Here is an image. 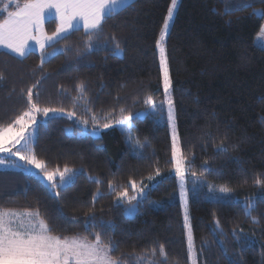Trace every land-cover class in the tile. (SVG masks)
Returning <instances> with one entry per match:
<instances>
[{
    "label": "trees",
    "instance_id": "1",
    "mask_svg": "<svg viewBox=\"0 0 264 264\" xmlns=\"http://www.w3.org/2000/svg\"><path fill=\"white\" fill-rule=\"evenodd\" d=\"M170 2L132 0L93 35V48L86 50L88 33L80 28L45 48L43 63L42 51L20 57L0 49V126L29 110L31 88L39 108L63 109L47 117L35 113L33 153L49 170H79L70 187L55 191L41 174L0 169V209L38 210L61 237L79 233L93 240L92 233L100 232L118 246L111 255L126 264H137L141 254L142 264H162L160 244L168 253L163 264H193L167 104L153 111L144 103L148 95L157 104L165 101L156 41ZM7 3L0 0V8ZM14 9L15 0L9 10ZM255 9H264V0H179L164 43L187 165L183 189L195 264H264V187L255 183L264 180V50L256 43L264 17ZM57 24L48 20L47 31L53 33ZM115 42L122 53L113 54ZM121 108L134 117L131 144L129 132L112 123ZM136 140L144 147L134 149ZM221 144L227 151H220ZM133 181L146 190L129 215L135 200L118 201L117 194L126 188L134 196ZM218 188L231 196L214 194ZM97 189L101 195L94 200ZM247 204L258 223L246 214Z\"/></svg>",
    "mask_w": 264,
    "mask_h": 264
},
{
    "label": "snow or ice",
    "instance_id": "2",
    "mask_svg": "<svg viewBox=\"0 0 264 264\" xmlns=\"http://www.w3.org/2000/svg\"><path fill=\"white\" fill-rule=\"evenodd\" d=\"M14 0H8L0 8V14L6 13V16L0 20V46L10 49L17 53L20 57H25L29 54L31 45L29 41H36L42 51L46 46H52L59 42L60 39L66 38L70 32L79 31L83 27L88 33V42L86 50L94 47L92 40L93 35H99L103 30V23L111 18L114 14H118L126 7L130 6L129 0H25L23 4L19 0H15V9L12 8ZM179 0H171L167 15L164 17L163 25L160 31L159 39L156 41V46L159 49V63L162 73L163 92L165 101L160 104L153 99L151 95L144 99L145 105L150 110L157 108L163 110L164 103L167 104L168 122L172 129V160L174 162L175 173L181 178V199L185 205L184 227L187 229V245L188 257L194 260V243L191 224L187 215V193L183 189L185 157L180 150L179 136L176 131V115L175 105L172 97V79L169 71V61L165 50V40L169 33L170 21L173 19L177 9ZM250 7L251 5H246ZM55 9L53 13L51 10ZM254 12L260 13L264 17V9H255ZM57 19L58 24L56 30L47 35L44 33V23L46 20ZM39 33L34 35L33 33ZM115 41V37L111 38ZM257 43L264 50V26L261 27ZM113 54L122 53V49L118 42L114 43L112 48ZM39 83V82H37ZM35 87V86H34ZM81 92L84 91L85 85L83 82L78 86ZM27 102L29 110L22 115L17 116L11 124L0 126V153H8L10 156L18 157L19 161L23 162L24 168L34 166L43 174V178L49 182L52 189L59 187H70L75 182V176L79 170L69 168L67 166L61 171L59 168L49 170L43 160H38L33 153L31 142L37 138V120L35 113L42 112L45 117L49 113L63 111V109L39 108L33 102V92L29 88L27 90ZM146 109V111L148 110ZM124 109L121 108V116L112 123L119 125L122 130L129 132V142L132 143L131 137V121L133 114H124ZM75 116V112L68 114ZM94 122H97V117H92ZM82 123L87 124L84 120ZM112 123H105L104 128H110ZM31 129V130H29ZM10 145V146H9ZM136 145L143 148L144 145L136 140L132 144L135 149ZM220 151H227V148L221 144L218 146ZM139 154V153H137ZM6 164L4 158H0V165ZM12 167H20L15 160L11 162ZM159 174V169H157ZM149 179H152L150 176ZM100 183L99 179L95 180ZM255 183L264 187V180L257 178ZM109 188L115 191L117 185L109 182ZM119 187H124L119 185ZM132 189L139 195H143L144 188L137 187L136 183L131 182ZM221 192H228V189H220ZM59 195V193H56ZM101 195L97 189L96 195ZM127 197L129 203L135 200L136 196H129L125 188L117 194V199L122 200ZM253 210L252 204H247L245 211L251 217ZM128 211H134L130 208ZM253 222L258 223L257 217H251ZM90 221L94 224V215L90 217ZM86 221V227H88ZM111 226V222H106ZM220 222L216 221V226L219 227ZM235 233V229H233ZM95 237L89 240L87 236L75 234L72 236L53 235L50 225L41 217L38 210L19 212L13 209H0V264H126L122 258H115L111 255L117 250V245L110 239L106 243L100 232H94ZM241 237H237L240 239ZM159 256L163 261H167L168 253L163 244L159 245ZM157 249L153 248L151 255L155 257ZM144 254L136 256L137 264H142ZM149 264H156L155 261H150ZM230 264H238L236 261H230Z\"/></svg>",
    "mask_w": 264,
    "mask_h": 264
},
{
    "label": "rangeland",
    "instance_id": "3",
    "mask_svg": "<svg viewBox=\"0 0 264 264\" xmlns=\"http://www.w3.org/2000/svg\"><path fill=\"white\" fill-rule=\"evenodd\" d=\"M176 12V11H175ZM263 26H264V24H263ZM261 31V30H260ZM260 33V32H259ZM259 33H258V35H257V37H256V43H257V39H258V36H259ZM1 49V48H0ZM57 113H59V112H54L53 114H57ZM29 130H31V129H29ZM172 130V129H171ZM176 131H177V124H176ZM101 132V129H97V130H94L92 133L94 134V135H96V134H99ZM10 146V145H9ZM0 158H4L5 160H6V164H4V165H0V169H7V168H12V166H11V162L13 161V160H15L16 161V163L17 164H19V165H21L20 167H16V168H20V169H22V170H26V171H31V172H34V173H38V174H41V176L43 177V175H42V173H40V171L38 170V169H36L34 166H32V167H29V168H24L23 167V162H21V161H19V158L18 157H13V156H10L8 153H0ZM184 168H185V170H184V174H185V171H186V169H187V165H186V161H185V166H184ZM44 180L46 181V178H44ZM183 180H184V178H183ZM47 182V181H46ZM48 184H49V182H47ZM137 187H143L144 188V192H145V190H146V185H137ZM211 189H213V190H215V188H211ZM220 189H222V188H218L215 192H214V194H218V195H221V196H225V197H230L231 196V194H230V192L228 191V192H221L220 191ZM225 189V188H224ZM53 190H57V188L56 189H53ZM134 196H136L137 198L135 199V201L130 205V207L128 208V209H130V208H132V209H134V211H128V209H127V213L129 214V215H133L134 213H135V211H136V209H137V204H138V200H139V197L140 196H142V195H139V194H137L136 192H135V195ZM122 200H128L127 199V197H125L124 199H122ZM121 200V201H122ZM16 211H19V212H24V211H26V210H16ZM27 211H33V210H27ZM54 235V234H53Z\"/></svg>",
    "mask_w": 264,
    "mask_h": 264
},
{
    "label": "crops",
    "instance_id": "4",
    "mask_svg": "<svg viewBox=\"0 0 264 264\" xmlns=\"http://www.w3.org/2000/svg\"><path fill=\"white\" fill-rule=\"evenodd\" d=\"M132 0H129V3L131 2ZM53 13L55 12V9H52L51 10ZM57 20V19H56ZM48 20H46L45 21V23H44V33H46L47 35H51L52 33H49L48 31H47V29H46V22H47ZM57 22H58V20H57ZM81 28H83V27H81ZM34 35H39V33H33ZM29 44L32 46L31 47V49H30V51H32V50H36V51H41V49H40V47H39V44L36 42V41H29ZM48 46H46L45 48H47ZM0 48L1 49H6V50H8V51H10V52H12V53H14V54H16V55H18L17 53H15V52H13V51H11L10 49H7V48H5V47H2V46H0ZM29 51V52H30ZM19 56V55H18Z\"/></svg>",
    "mask_w": 264,
    "mask_h": 264
}]
</instances>
